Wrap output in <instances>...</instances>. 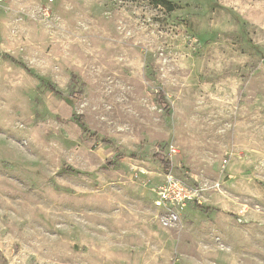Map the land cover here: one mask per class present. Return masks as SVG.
Listing matches in <instances>:
<instances>
[{"label": "rangeland", "instance_id": "rangeland-1", "mask_svg": "<svg viewBox=\"0 0 264 264\" xmlns=\"http://www.w3.org/2000/svg\"><path fill=\"white\" fill-rule=\"evenodd\" d=\"M169 1H2L0 264H264V0Z\"/></svg>", "mask_w": 264, "mask_h": 264}, {"label": "built area", "instance_id": "built-area-1", "mask_svg": "<svg viewBox=\"0 0 264 264\" xmlns=\"http://www.w3.org/2000/svg\"><path fill=\"white\" fill-rule=\"evenodd\" d=\"M2 1L0 0V10ZM169 155L177 153L174 146H169ZM198 191L189 187L183 181L169 175L164 185L156 190L155 205L164 210L162 222L164 225L175 223L179 220V210L188 204L199 202Z\"/></svg>", "mask_w": 264, "mask_h": 264}, {"label": "trees", "instance_id": "trees-1", "mask_svg": "<svg viewBox=\"0 0 264 264\" xmlns=\"http://www.w3.org/2000/svg\"><path fill=\"white\" fill-rule=\"evenodd\" d=\"M161 2H163V3H165V4H168L167 5V8H168V10L169 11H172L173 9H174V5L169 1V0H160ZM50 87V89L52 90V91H54V92H57V90H55V88L53 87V86H49ZM58 93V92H57ZM166 164L167 165H169L170 164V162L169 161H167L166 162ZM198 207L200 208V209H203V210H208L207 208H203V206H201V205H199L198 204Z\"/></svg>", "mask_w": 264, "mask_h": 264}]
</instances>
